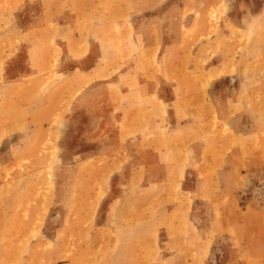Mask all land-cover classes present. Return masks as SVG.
<instances>
[{
  "label": "rangeland",
  "instance_id": "374dc122",
  "mask_svg": "<svg viewBox=\"0 0 264 264\" xmlns=\"http://www.w3.org/2000/svg\"><path fill=\"white\" fill-rule=\"evenodd\" d=\"M209 1L155 12L163 42L137 68L160 126L125 139L123 104L56 79L63 47L30 74L16 36L43 24L40 2L0 0V264H264V0L190 7Z\"/></svg>",
  "mask_w": 264,
  "mask_h": 264
},
{
  "label": "crops",
  "instance_id": "0c3cea01",
  "mask_svg": "<svg viewBox=\"0 0 264 264\" xmlns=\"http://www.w3.org/2000/svg\"><path fill=\"white\" fill-rule=\"evenodd\" d=\"M4 1L9 11L15 12L21 5L32 0ZM37 1L44 10L43 14L46 13L44 19L42 18L43 24L16 36L19 43L25 44L30 74H43L40 71L47 68L54 49L58 48L60 54L61 46L67 54L70 66L66 72L58 69L55 72L58 77L56 79L63 81L62 84L68 87L72 97L79 93L81 101L88 104L91 93H99L100 105L107 103L108 98H112L117 106L123 104V110L115 112L117 125L121 127L120 132L125 135V139L130 137L126 135L144 134L150 127L160 126L156 123V113L163 104L158 96L159 86L150 83L148 69L140 72L137 66L141 64L145 67L146 62L157 58V49L163 42L164 34L160 24L156 22L159 17L155 12L168 0ZM219 1L210 0L208 3L192 4L190 7L206 11L217 6ZM180 7L179 10L188 8L189 0H183ZM63 12H67L66 24L59 22ZM47 23H51L50 30L54 33L51 44L47 42V50H43L33 41V35L48 29ZM183 28L187 30L186 27ZM178 39L175 37L169 41L178 45L184 43L181 38L179 41ZM180 57L179 54L175 56ZM179 88L182 90L180 86ZM171 90L175 95V86ZM176 102L177 99L173 97L168 103ZM178 103L182 104L181 98Z\"/></svg>",
  "mask_w": 264,
  "mask_h": 264
}]
</instances>
